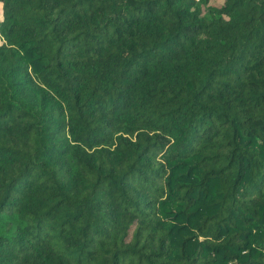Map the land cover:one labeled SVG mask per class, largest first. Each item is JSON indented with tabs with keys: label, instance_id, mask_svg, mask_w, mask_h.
Wrapping results in <instances>:
<instances>
[{
	"label": "trees",
	"instance_id": "obj_1",
	"mask_svg": "<svg viewBox=\"0 0 264 264\" xmlns=\"http://www.w3.org/2000/svg\"><path fill=\"white\" fill-rule=\"evenodd\" d=\"M0 264H264V0H0Z\"/></svg>",
	"mask_w": 264,
	"mask_h": 264
},
{
	"label": "rangeland",
	"instance_id": "obj_2",
	"mask_svg": "<svg viewBox=\"0 0 264 264\" xmlns=\"http://www.w3.org/2000/svg\"><path fill=\"white\" fill-rule=\"evenodd\" d=\"M222 2H223V0H217V4L222 3Z\"/></svg>",
	"mask_w": 264,
	"mask_h": 264
},
{
	"label": "built area",
	"instance_id": "obj_3",
	"mask_svg": "<svg viewBox=\"0 0 264 264\" xmlns=\"http://www.w3.org/2000/svg\"><path fill=\"white\" fill-rule=\"evenodd\" d=\"M196 1H198V2H199L200 0H196Z\"/></svg>",
	"mask_w": 264,
	"mask_h": 264
}]
</instances>
